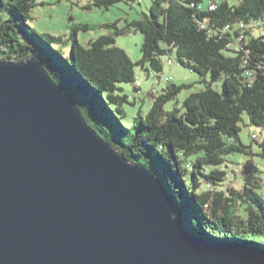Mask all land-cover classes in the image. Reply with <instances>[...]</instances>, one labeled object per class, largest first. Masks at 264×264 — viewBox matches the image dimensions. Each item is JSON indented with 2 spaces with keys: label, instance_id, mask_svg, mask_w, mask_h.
<instances>
[{
  "label": "trees",
  "instance_id": "obj_1",
  "mask_svg": "<svg viewBox=\"0 0 264 264\" xmlns=\"http://www.w3.org/2000/svg\"><path fill=\"white\" fill-rule=\"evenodd\" d=\"M118 1L91 4L107 7ZM214 1L217 5L211 10L198 9L203 0H151L147 12L125 20L124 27L112 24L114 34L138 30L142 35L141 59L133 61L115 45L112 33L83 45L74 32L65 57L52 46V42L64 46L60 36L42 37L25 26L31 18V0H0V9L7 11L0 18V59L34 55L54 81L63 75L90 91L113 122L110 127L116 125L129 141L102 126L87 101H75L86 121L124 157L147 166L161 179L182 225L193 232L202 230L211 242L264 249V193L256 190L255 166L243 174L240 190L217 187V181L225 179L226 172L219 168L225 156L250 152V145L239 138L243 114L252 125L264 127V0ZM31 34L43 44L35 47ZM171 53L200 76L197 82L204 87L190 92L180 108L175 102L165 106L190 83L168 82L159 91L149 90L151 105L145 110L140 103L136 116L128 107L136 104L135 95L121 83H133L139 90L134 65L159 77L163 56L173 61ZM57 59L70 73L57 66ZM219 78L220 91L211 87ZM256 136L251 135L259 147L256 154L264 157V134L260 140Z\"/></svg>",
  "mask_w": 264,
  "mask_h": 264
},
{
  "label": "water",
  "instance_id": "obj_2",
  "mask_svg": "<svg viewBox=\"0 0 264 264\" xmlns=\"http://www.w3.org/2000/svg\"><path fill=\"white\" fill-rule=\"evenodd\" d=\"M175 208L34 55L0 59V264H264L263 248L208 241Z\"/></svg>",
  "mask_w": 264,
  "mask_h": 264
},
{
  "label": "rangeland",
  "instance_id": "obj_3",
  "mask_svg": "<svg viewBox=\"0 0 264 264\" xmlns=\"http://www.w3.org/2000/svg\"><path fill=\"white\" fill-rule=\"evenodd\" d=\"M33 5L31 7L30 16L26 21V27L32 32L42 37L49 36H60L64 40V46L52 42L54 48L60 49L64 56L66 57L67 50L73 44V33L75 32L79 42L83 45H87L88 41L91 39H96L98 36L106 33L114 34L115 28L111 26L116 23L119 28L125 26V20L129 21L132 18L140 17L143 13H146L151 0H140L136 2L134 0H120L108 5L107 7H94L91 4L94 0H31ZM208 0H203L206 4ZM7 15L5 9H0V18ZM30 38L34 39L33 45L38 47L39 44H43L37 37L30 35ZM115 45L123 48L126 54L133 60L138 61L141 59L140 47L143 42L142 35L138 30H132L125 33L114 34ZM173 62H168V56H163L162 71L159 77H155V73L152 71H147L144 67L139 65H134L136 82L140 83V89L136 90L133 88V83H121L123 87L129 89L138 100L141 96H147V92L152 89L161 90L168 82H173L175 84H189L188 87L181 89L176 94L174 100L168 102L165 108H170L174 102L179 106H182L184 98L190 92H196L204 87L202 82H197L199 80V75L178 63L175 54L171 53ZM57 66L63 69L65 72H69L68 68L64 65V62L57 59ZM146 67L147 64H144ZM209 75H207V78ZM58 84L61 85L63 91L70 96L77 103H82L84 101L88 102V106L92 108L94 115L97 117L98 121L102 126L106 127L112 134L119 135L126 141H129L128 137H124L123 133L120 132L116 125L113 129L110 127L112 121L107 118L97 103L94 101L95 97L92 93L85 88H82L73 79H67L65 76L60 75L56 78ZM211 87L215 90H221V79H217L212 82ZM147 100L137 104L128 106L131 112L137 116V106L143 103L142 108L147 110L150 103V99L146 97ZM84 107H87L84 105ZM95 125V123L92 121ZM240 125V140L245 145H250L248 149L250 152H231L225 156L226 161L219 166L222 170L226 172L224 180H218L217 187L221 189L228 190L230 187L235 190H240L243 185L244 176L243 168L247 164H251L257 169L254 172V179L256 180L255 185L258 186L256 189L259 193H264V157L256 154L259 152V147L257 143L251 140V135L256 134L255 138L260 140L262 134H264V127H258L252 125L249 121L247 114H243V121L239 122ZM261 132V133H260ZM252 167V170H253Z\"/></svg>",
  "mask_w": 264,
  "mask_h": 264
},
{
  "label": "built area",
  "instance_id": "obj_4",
  "mask_svg": "<svg viewBox=\"0 0 264 264\" xmlns=\"http://www.w3.org/2000/svg\"><path fill=\"white\" fill-rule=\"evenodd\" d=\"M138 1H140V0H138ZM216 5H217V3L214 0H209L206 5H203V3L198 5V9H202L204 7H207L208 9L213 10L216 8ZM171 62H173V61L171 59H168L167 63H171ZM136 84H137V86H140L139 82H136Z\"/></svg>",
  "mask_w": 264,
  "mask_h": 264
},
{
  "label": "crops",
  "instance_id": "obj_5",
  "mask_svg": "<svg viewBox=\"0 0 264 264\" xmlns=\"http://www.w3.org/2000/svg\"><path fill=\"white\" fill-rule=\"evenodd\" d=\"M208 1H209V0H208ZM126 92H127V93H131V94H132V92H131V91H129V89H127V90H126ZM134 97H135V100H136V101H135V102H136V104H137V101L146 100V97H145L144 95H143V96H141V97H139V98H138V100L136 99V96H134ZM142 102H143V101H142Z\"/></svg>",
  "mask_w": 264,
  "mask_h": 264
}]
</instances>
